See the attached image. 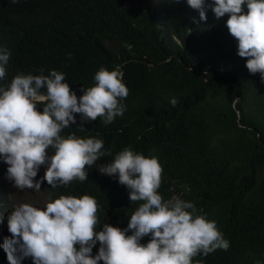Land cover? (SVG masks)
<instances>
[{
  "label": "trees",
  "instance_id": "trees-1",
  "mask_svg": "<svg viewBox=\"0 0 264 264\" xmlns=\"http://www.w3.org/2000/svg\"><path fill=\"white\" fill-rule=\"evenodd\" d=\"M206 15L202 21L187 0H0V47L11 53L0 83L18 73L40 75L43 69L48 75L54 69L80 96L82 87L95 84L101 67L119 69L129 90L123 116L108 125L97 118L81 131L76 114L78 124L62 135L99 133L112 155L98 164L129 146L157 157L163 198L193 202L197 214L215 221L230 242L227 251L198 255L193 264H264V80L249 73L246 59L238 56L228 16L217 19L211 8ZM171 98L178 100L175 107ZM7 168L0 159V200L6 207L0 211V264H9L2 245L11 235L9 208L18 205L7 198L13 183ZM45 170L41 166L34 179ZM86 171V181L66 187L53 189L44 181L39 206L49 196L88 194L99 206L98 230L104 223L126 228L141 202H130L118 177L101 174L96 165ZM98 249L99 243L93 256Z\"/></svg>",
  "mask_w": 264,
  "mask_h": 264
},
{
  "label": "clouds",
  "instance_id": "clouds-1",
  "mask_svg": "<svg viewBox=\"0 0 264 264\" xmlns=\"http://www.w3.org/2000/svg\"><path fill=\"white\" fill-rule=\"evenodd\" d=\"M187 4L202 21L207 20V8L217 19L227 15L226 26L238 41V56L246 59L249 73H259L264 80V0H212L211 4L187 0ZM10 56L6 47H0V81L6 77ZM39 71L40 75L18 73L10 83H0V159L8 165L6 178L17 189L39 192L44 181L53 189L74 180L84 182L89 176L86 167L96 165L101 174L118 177L131 203H141L126 228L104 223L102 230H98V203L88 194L49 196L43 207L21 203L9 208L11 235L2 245L9 264H22L29 257L33 264H193L198 255L229 249L230 242L216 222L197 214L193 202L178 196L164 199L159 193L163 167L157 157H145L129 146L109 163L98 164L112 155L104 149L99 133L84 138L75 132L62 135L64 129L78 124L76 114L81 131L97 118L108 125L123 116L122 101L129 90L119 69L101 67L95 84L82 87L80 96L65 82L64 73ZM169 102L175 107L178 100ZM41 166L46 168L44 176L35 180ZM2 200L0 211L6 208ZM146 236L149 241L141 243Z\"/></svg>",
  "mask_w": 264,
  "mask_h": 264
},
{
  "label": "rangeland",
  "instance_id": "rangeland-1",
  "mask_svg": "<svg viewBox=\"0 0 264 264\" xmlns=\"http://www.w3.org/2000/svg\"><path fill=\"white\" fill-rule=\"evenodd\" d=\"M9 193L7 198H11L14 200L18 205L21 203H29L33 206H39L40 202L42 201L45 193L44 190H40L39 192L32 190V189H24L20 190L14 187V184L11 183L9 185ZM9 200V199H8Z\"/></svg>",
  "mask_w": 264,
  "mask_h": 264
}]
</instances>
